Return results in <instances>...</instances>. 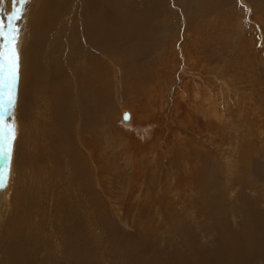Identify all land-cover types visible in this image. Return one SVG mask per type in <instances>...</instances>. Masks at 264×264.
I'll use <instances>...</instances> for the list:
<instances>
[{"label":"rangeland","instance_id":"1","mask_svg":"<svg viewBox=\"0 0 264 264\" xmlns=\"http://www.w3.org/2000/svg\"><path fill=\"white\" fill-rule=\"evenodd\" d=\"M42 2L5 0L0 21L8 39L9 24L18 27L19 55ZM50 2L56 18L40 44L34 99H19L17 79L12 115L4 116L16 138L0 207V264H264V0H100L97 10L89 0ZM21 8L10 22L6 13ZM198 82L207 96L215 84L223 97L236 90L245 120L235 139L230 130L211 138L175 104L191 91L198 98ZM133 103L166 111L163 153L143 157L136 173L113 137ZM229 105L224 118L242 116Z\"/></svg>","mask_w":264,"mask_h":264},{"label":"bare ground","instance_id":"2","mask_svg":"<svg viewBox=\"0 0 264 264\" xmlns=\"http://www.w3.org/2000/svg\"><path fill=\"white\" fill-rule=\"evenodd\" d=\"M42 6L39 10H36V14L33 15V17L30 19V22H29V27H30V30H29V33H30V41L28 42V44H26L25 46L24 43L22 46H20L21 48V52H20V61H19V70H18V81L20 82L19 83V99H21V101L23 102H27V104H31V101L34 99L33 95L34 94V89L30 86L31 85V82H33L34 80H37L38 79H41V76H43V72L41 73V67L40 65L38 64V57H39V52H40V44L42 42V39L44 37V31L46 29H50L52 28L53 24H54V21H55V18H56V14L54 12V8H52V6L50 5H53L50 0H42ZM103 1V0H102ZM109 1V0H107ZM57 2V0H56ZM100 2V0H89V5L91 8L94 7L95 10H97V5L98 3ZM55 3V2H54ZM101 3V2H100ZM103 3V2H102ZM108 4V2H107ZM106 4V5H107ZM39 5V4H38ZM110 5V4H109ZM108 6V5H107ZM38 7V6H37ZM57 10V9H56ZM96 13L94 14H97V11H95ZM91 15V14H90ZM29 18V17H28ZM99 37V34L94 37L92 39V42H96V45L98 44H101V40L98 38ZM88 39V38H87ZM99 39V40H98ZM96 40V41H95ZM28 41V40H27ZM20 40H18L17 42V45L20 44ZM16 45V46H17ZM100 47L102 45H99ZM98 46V48H99ZM187 48V47H186ZM17 50H18V47H17ZM190 51V50H189ZM188 51V52H189ZM81 52V51H80ZM191 52V51H190ZM194 52V51H193ZM191 52V53H193ZM100 53V52H99ZM187 56H188V53L186 52ZM190 54V53H189ZM194 55V54H193ZM81 57V56H80ZM189 58L191 56H188ZM40 58V57H39ZM191 60V59H190ZM188 60V61H190ZM82 61V60H81ZM195 61V59H194ZM193 59H192V62H194ZM186 62V61H185ZM198 63V61H195ZM187 63V62H186ZM200 65V64H199ZM183 66L185 67V65L183 64ZM187 66V65H186ZM201 66V65H200ZM199 67V66H198ZM197 67V68H198ZM189 68V67H188ZM201 68V67H200ZM207 68V67H206ZM41 69V70H40ZM118 69V68H117ZM182 69V68H181ZM186 69V68H185ZM196 71V70H195ZM202 71V70H201ZM206 71V69L203 67V72ZM208 74H209V71L208 70ZM213 71V70H212ZM210 71V73L212 72ZM185 72H190V69L189 71H185ZM202 72V73H203ZM214 72H216L214 70ZM212 72V73H214ZM205 73V72H204ZM176 74V73H175ZM191 74V73H190ZM200 74V73H199ZM198 74V75H199ZM216 74V73H215ZM186 75V74H185ZM189 73L186 75L188 76ZM193 75V74H192ZM196 75V74H194ZM49 77V76H48ZM87 77V76H86ZM198 77L195 78V80L197 81L198 80ZM221 76H217V78H220ZM224 77V76H223ZM194 78V76L192 77ZM202 79H204L202 76H201ZM206 78V77H205ZM210 78V77H209ZM212 78V77H211ZM210 78V79H211ZM226 78V77H225ZM183 79V78H182ZM209 79V81H210ZM216 78H214L215 80ZM187 80H190L189 78ZM205 80V79H204ZM202 80V82L204 81ZM213 80V79H211ZM225 81H227L226 79H224ZM103 81V80H102ZM167 81V80H166ZM182 81V80H181ZM200 81V80H198ZM201 82V81H200ZM200 82H198L197 84H199L200 86V89H202V86L200 84ZM205 82H208L207 80ZM214 82V81H213ZM215 82H217V79L215 80ZM214 82V83H215ZM190 83V81H189ZM223 83V82H222ZM182 84V83H181ZM207 84V83H206ZM213 84V83H211ZM189 85V84H188ZM191 85V84H190ZM214 85V84H213ZM212 85V86H213ZM216 85V88L218 89L217 85L218 84H215ZM207 85H205L206 87ZM221 86V85H220ZM226 86V85H225ZM229 86H230V83H229ZM232 86V85H231ZM177 87V86H176ZM208 87V86H207ZM211 87V85H210ZM209 87V88H210ZM159 88V87H158ZM212 88V87H211ZM215 88V89H216ZM152 89V88H151ZM157 89V88H155ZM180 89V88H179ZM184 91L187 92H190L189 90V86H186V84L184 85ZM191 89H192V86H191ZM193 89H194V85H193ZM192 89V90H193ZM197 89V88H196ZM213 90L214 93L213 95L209 94L208 96L205 95V90L202 89L201 93L198 95V98L195 97L194 98V92H192V98H186L184 100H182L180 97L177 100H175V104L179 105L182 104V108H181L183 111L186 112L187 116H189V122L192 126L194 127H197L198 125H206L208 127V129L210 130L208 135L209 136H212L211 138L213 137H216L217 133L220 131V130H230V136L231 138H234L236 137L237 135V132H238V128L237 131H236V127L237 125H239V122L241 121L242 117H243V109L241 110V104L243 103L242 101H240V97L237 95V92L236 90H234L233 88H230V94L229 95H226L227 97H223L222 95H220L219 93V90ZM220 89V88H219ZM171 90V89H170ZM207 90V89H206ZM210 90V89H209ZM222 90V89H221ZM159 91H160V88H159ZM181 90H179L180 92ZM195 91V90H194ZM199 92V90H196ZM148 92V91H147ZM150 92V90H149ZM156 92V91H155ZM158 92V91H157ZM183 92V91H182ZM182 92L180 93V95L182 94ZM206 92H209L208 90ZM16 93V92H15ZM175 93V92H174ZM210 93V92H209ZM155 94V93H154ZM157 94V93H156ZM177 94H178V91H177ZM176 94V95H177ZM196 96H197V92L195 93ZM68 95V94H67ZM151 95V94H150ZM184 96V94H182ZM191 95V93H190ZM16 96V95H15ZM160 96V95H159ZM182 96V97H183ZM153 97V96H152ZM159 98V97H158ZM158 98H156L158 100ZM173 98V97H172ZM176 98V97H175ZM17 99V98H16ZM149 99V98H148ZM155 99V100H156ZM182 100V103L179 102ZM196 99H199V103H197ZM153 100V99H152ZM160 100V98H159ZM179 100V101H178ZM149 101V100H148ZM146 101V102H148ZM154 101V100H153ZM145 102V103H146ZM155 102V101H154ZM158 103V102H157ZM188 103V104H187ZM229 103H232V108L235 107L239 113L242 114V116L240 114L237 115L238 119L234 118V117H229L228 119L227 118H224L223 116V112H225V110H227V108L230 106ZM18 104V103H17ZM134 104V103H133ZM140 104V103H139ZM131 105V104H130ZM243 105V104H242ZM68 106V105H67ZM128 106V105H127ZM134 106L136 107H132L131 106H128L126 107V109H122V113L119 114L118 116V125H115L114 126V135L113 137L117 139L118 142H120V144H122V141H123V144H124V147L127 148V150H129V153H131V169L132 171H134L135 173L137 172V169L140 168V166L142 167L141 163H142V158L144 157L145 159H147L148 162H151L152 161V158H154V154L158 153V152H162L161 151V146H160V143L162 142V137H160L163 133V129H162V124H164L163 122L165 121V114H166V111H165V108L163 105V103H161V105H153V103H148L146 105H141V107H139L138 105H135ZM245 107V106H244ZM168 108V107H167ZM231 108V109H232ZM243 108V107H242ZM127 110V111H126ZM171 110V109H170ZM176 110V109H175ZM246 110V109H245ZM244 110V111H245ZM172 111L174 112V109H172ZM171 112V111H170ZM182 112V111H181ZM231 112V111H230ZM183 113V112H182ZM125 114H128V119L125 120L124 119V116ZM185 114V113H183ZM183 114L182 117H183ZM185 114V115H186ZM174 115V114H173ZM233 115V114H232ZM246 116V115H244ZM21 117V115L19 114V118ZM60 117V116H59ZM58 117V118H59ZM175 117V116H173ZM223 117V119H222ZM227 117V116H226ZM247 117V116H246ZM245 117V118H246ZM117 118V117H116ZM9 119H12L13 118H9ZM170 119V118H169ZM182 119V118H181ZM244 119V118H243ZM242 119V120H243ZM172 120V119H171ZM245 120V119H244ZM116 121V120H115ZM116 121V123H117ZM130 121L132 122V124H130ZM14 122V121H13ZM169 122V121H168ZM183 122V121H182ZM122 123V124H125L124 126H119V124ZM186 123V122H185ZM188 123V121H187ZM15 124V123H14ZM34 125V124H33ZM183 125V124H182ZM168 126V125H167ZM165 125V127H167ZM190 126V125H189ZM243 126V125H242ZM249 126V125H248ZM67 127V125H66ZM130 128L129 130H127L124 133V128ZM170 127V126H169ZM30 128V127H28ZM246 128V127H245ZM166 129V128H165ZM200 129V128H199ZM241 129V128H240ZM171 130V128L169 129ZM251 130V129H250ZM168 131V130H167ZM172 131V130H171ZM248 131V129H247ZM242 132V131H240ZM251 133V132H250ZM220 134V132H219ZM239 134V133H238ZM137 135V139L136 141H133L132 139L130 138H135L133 136H136ZM149 136L151 138H153L152 141H147L144 139L145 136ZM171 135V134H170ZM175 136V134H173ZM177 135V134H176ZM243 135V134H242ZM248 135V133H247ZM184 136V135H183ZM241 136V135H240ZM249 136V135H248ZM125 137H128V139H123ZM148 137V138H149ZM243 137V136H242ZM238 138V137H237ZM240 138V137H239ZM252 139V137H250ZM214 139V138H213ZM241 139V138H240ZM79 140V139H78ZM253 140V139H252ZM205 141V140H204ZM221 141V139L219 140ZM217 142H218V139H217ZM235 146V145H234ZM233 146V148H234ZM188 148V147H187ZM232 148V147H231ZM238 148V147H237ZM239 149V148H238ZM232 150V149H231ZM235 149H233L232 151L234 152ZM237 151V150H236ZM225 152V151H224ZM158 153V154H160ZM163 153V152H162ZM197 153V152H196ZM167 154V153H166ZM129 156V155H128ZM154 162V161H152ZM190 164L192 163L191 162H188ZM230 163V162H229ZM148 164V163H147ZM154 164V163H153ZM152 164V165H153ZM189 164V165H190ZM151 165V164H150ZM197 165V164H196ZM231 165V164H229ZM155 167V166H154ZM231 167V166H229ZM228 167V168H229ZM235 168V167H234ZM192 170V169H191ZM228 177V176H227ZM165 179V178H164ZM168 179V178H167ZM11 181V175L9 177V180L7 181L6 183V186H2L1 189H0V207H1V201L4 200V197L5 195H3L6 191V189H8V184L9 182ZM138 181V180H137ZM170 183H167V186L169 187L170 186ZM138 186V185H137ZM140 186V184H139ZM11 187V186H10ZM136 188V187H135ZM138 188V192L140 190H142V186L141 188L139 189ZM136 188V189H137ZM135 189V190H136ZM10 190V188H9ZM7 192V191H6ZM9 194V193H8ZM8 196V195H7ZM142 201V202H141ZM3 203L5 201H2ZM141 204H143V200L142 198L140 199V196H137L135 198V206H141ZM8 205V204H7ZM142 207V206H141ZM140 207V208H141ZM178 207V206H177ZM1 210V209H0Z\"/></svg>","mask_w":264,"mask_h":264},{"label":"snow or ice","instance_id":"3","mask_svg":"<svg viewBox=\"0 0 264 264\" xmlns=\"http://www.w3.org/2000/svg\"><path fill=\"white\" fill-rule=\"evenodd\" d=\"M5 0H0V13L4 12L3 5ZM13 4L25 5L30 4V0H12ZM23 11V9H18L10 13H6L8 20L11 22L13 17L19 20L21 16L18 12ZM9 29L11 31V39L5 36L4 24L0 21V38H4V43L0 44V72L6 71V76L8 79V96L6 99L7 108L5 109L2 104H0V156L4 157L5 164L3 168H0V186H6L7 179L10 177V164L12 156V142L16 138L15 124L6 123L4 116L12 115V110L15 106L14 89L18 79L19 61L20 55L17 50V42L19 38V29L16 25L9 24ZM124 119H128V114H125Z\"/></svg>","mask_w":264,"mask_h":264}]
</instances>
